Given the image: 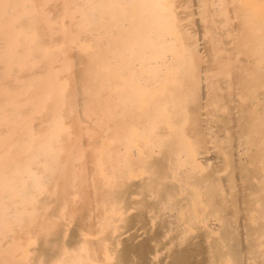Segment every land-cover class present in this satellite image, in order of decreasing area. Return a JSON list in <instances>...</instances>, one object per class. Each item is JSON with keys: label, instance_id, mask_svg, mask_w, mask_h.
<instances>
[{"label": "bare ground", "instance_id": "bare-ground-1", "mask_svg": "<svg viewBox=\"0 0 264 264\" xmlns=\"http://www.w3.org/2000/svg\"><path fill=\"white\" fill-rule=\"evenodd\" d=\"M0 264H264V0H0Z\"/></svg>", "mask_w": 264, "mask_h": 264}]
</instances>
